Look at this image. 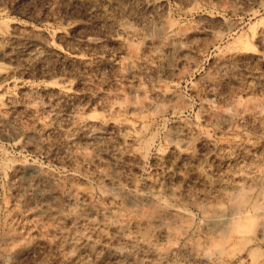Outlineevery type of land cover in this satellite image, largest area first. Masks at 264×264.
Listing matches in <instances>:
<instances>
[{
	"label": "rangeland",
	"instance_id": "1",
	"mask_svg": "<svg viewBox=\"0 0 264 264\" xmlns=\"http://www.w3.org/2000/svg\"><path fill=\"white\" fill-rule=\"evenodd\" d=\"M263 217L264 0H0V264H264Z\"/></svg>",
	"mask_w": 264,
	"mask_h": 264
},
{
	"label": "bare ground",
	"instance_id": "2",
	"mask_svg": "<svg viewBox=\"0 0 264 264\" xmlns=\"http://www.w3.org/2000/svg\"><path fill=\"white\" fill-rule=\"evenodd\" d=\"M101 1H105V0H101ZM158 93H159V92H158ZM170 96H171V95H170ZM77 119H78V118H77ZM104 121H105V120H104ZM83 127H84V126H83ZM122 127H123V126H122ZM137 130H138V129H137ZM32 165H33V164H32ZM237 173H238V172H237ZM233 178L236 179L234 176H233ZM240 179H241V178H240ZM232 198H233V197H232ZM244 204H245V203H244ZM236 205H237V204H236ZM255 206H257V205H255ZM236 207H238V206H236ZM236 207L233 208V209H236ZM239 207H241V206L239 205ZM242 207H243V205H242ZM257 207H258V206H257ZM259 208H260V207H259ZM259 208H255V209H259ZM237 209H238V208H237ZM240 209H241V208H240ZM247 209H248V208H247ZM241 210H242V209H241ZM251 210H252V209H251ZM173 211H175V209H174ZM243 211H244V210H243ZM235 212H236V211H235ZM250 212H251V211L249 210V214H250ZM177 213H178V212H176V214H177ZM216 213H217V212H216ZM232 213H233V212H232ZM242 213H243V212H242ZM242 213H241L240 210H239L238 212H236L235 215H237V214H242ZM244 213H248V211H247V212H244ZM258 213H259V212H258ZM258 213H257V214H258ZM260 213H261V212H260ZM226 214H227V213H226ZM228 214H230V213H228ZM261 214H262V213H261ZM244 215H245V214H244ZM250 215H251V214H250ZM253 215H254V214H253ZM253 215H252V216H253ZM259 215H260V214H259ZM239 216H240V215H239ZM255 216H257V215H255ZM262 216H263V215H262ZM209 217H210V216H209ZM213 217H214V216H213ZM213 217H212V218H213ZM226 217H228V216H226ZM226 217L224 218V217H222V216H219V215L217 216V215H216V217H214L213 220H215V221L218 222V223H221V224H222L221 226H223V225H226L229 221L231 222V220L227 221ZM233 217H234V216H233ZM253 217H254V216H253ZM210 218H211V217H210ZM263 218H264V217H263ZM208 219H209V218H208ZM246 219L249 220V221H253L252 218H248V217H246ZM254 219H255V218H254ZM257 219H258V218H257ZM233 220H234V219H233ZM237 220H238V219H237ZM255 220H256V219H255ZM257 221H258V220H257ZM209 222H210V221H209ZM230 222H229V224H230ZM243 222H244V221H243ZM255 222H256V221H254V223H255ZM235 223H236V222H235ZM245 223H246V222H245ZM247 223H248V222H247ZM247 223H246V224H247ZM261 223H262V222H261ZM212 224H214V223H212ZM229 224H228V225H229ZM232 224H233V223H231V226H232ZM251 224H252V223H251ZM262 224H263V223H262ZM241 225H242V224H241ZM241 225L238 224V225H237V226H238L237 228L242 227V229H243L244 227L241 226ZM252 225H253V224H252ZM255 225H256V224H255ZM257 225H258V224H257ZM218 226H219V225H218ZM234 227H235V226H234ZM234 227H233V228H234ZM250 227H251V226H250ZM252 227H253V226H252ZM257 227H258V226H257ZM228 228H229V227H228ZM235 228H236V227H235ZM237 228H236V229H237ZM253 228H254V227H253ZM263 228H264V227H263ZM263 228H262V229H263ZM247 229H248V227H247ZM249 229H251V228H249ZM259 229H260V228H259ZM251 230H252V229H251ZM239 231H241V230H239ZM244 231H246V230H244ZM254 231H255V230H254ZM256 231H257V230H256ZM258 231H259V230H258ZM262 231H263V230H262ZM262 231H261V232H262ZM242 232H243V231H242ZM261 232H260V233H261ZM247 233H248V231H247ZM247 233H245V234L247 235ZM250 233H251V232H250ZM258 233H259V232H258ZM262 234H263V233H262ZM256 235H257V234H256Z\"/></svg>",
	"mask_w": 264,
	"mask_h": 264
}]
</instances>
